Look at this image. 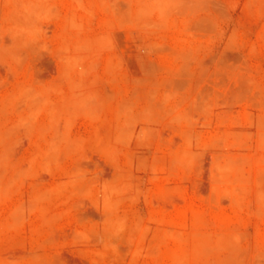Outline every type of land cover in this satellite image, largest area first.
I'll use <instances>...</instances> for the list:
<instances>
[{
	"label": "rangeland",
	"instance_id": "obj_1",
	"mask_svg": "<svg viewBox=\"0 0 264 264\" xmlns=\"http://www.w3.org/2000/svg\"><path fill=\"white\" fill-rule=\"evenodd\" d=\"M0 264H264V0H0Z\"/></svg>",
	"mask_w": 264,
	"mask_h": 264
}]
</instances>
